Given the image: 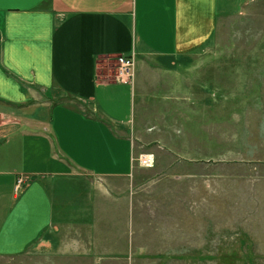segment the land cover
<instances>
[{"label": "crops", "instance_id": "obj_1", "mask_svg": "<svg viewBox=\"0 0 264 264\" xmlns=\"http://www.w3.org/2000/svg\"><path fill=\"white\" fill-rule=\"evenodd\" d=\"M252 1L0 0V256L54 247L106 262L142 246L165 256L191 247L198 176L137 158L173 152L156 166L201 165L208 130L228 121L235 165L247 167L232 189L258 201L249 168H264V48L232 47L226 65L207 58ZM121 55L135 59L130 85L115 81ZM225 77L227 97L212 89ZM181 193L189 223H176L174 210L170 225H151L159 241L130 236L123 248L112 234H92L105 221L98 213L136 206L146 215L154 196L177 204Z\"/></svg>", "mask_w": 264, "mask_h": 264}, {"label": "rangeland", "instance_id": "obj_2", "mask_svg": "<svg viewBox=\"0 0 264 264\" xmlns=\"http://www.w3.org/2000/svg\"><path fill=\"white\" fill-rule=\"evenodd\" d=\"M209 45L212 51L207 56L208 63L223 62L225 65L232 62V47L264 48V0H253L245 15L233 22L225 23ZM223 73L225 76L229 73L230 76V69ZM225 80L227 81L218 84L212 81L214 83L212 89L218 87L227 97L231 95L232 80L231 77H225ZM228 122L229 125L223 128L211 127L208 130L205 135L207 142L202 143V148L207 149L206 152L202 151V155H207L208 162L201 165L190 168L179 164L171 168L157 167L158 160L178 157L173 152L154 153L155 164L150 169L154 168L156 172L168 169L173 172L175 169L177 174L191 173L198 176L199 183L192 187L191 204L197 208H193V214L190 216L191 237L195 239L191 242V247L181 244L167 247L170 251L174 249L175 254L165 256L158 253L165 248L142 246L131 259L114 256L106 262H94L93 257L64 253L63 248L53 247L43 252L29 250L21 255L0 256V264H264V168L261 166L249 168L252 185L255 187L259 184L258 201H249L246 194L239 193L238 197L237 190L232 189L235 184L233 176H246L247 167L239 168L235 165L236 157L233 156L231 142L233 131L231 122ZM260 158L264 159V155ZM147 196L145 195V198ZM161 196H154L153 205L146 202L148 206L146 215L136 206L135 210L131 209L130 212L119 210L116 213H98L105 221L97 225V230L92 231L93 236L99 238L106 233L112 234L121 239L123 248H131L130 236L138 242L148 239L159 241L157 231L151 225L155 222L170 225L174 210L175 222L181 223V227L188 225L189 216L184 215L182 211L179 213L186 200L184 195L182 193L176 195L177 204ZM260 198L262 201H259ZM151 199L149 196L148 200ZM147 214H153L155 217ZM113 225L115 231H109Z\"/></svg>", "mask_w": 264, "mask_h": 264}, {"label": "built area", "instance_id": "obj_3", "mask_svg": "<svg viewBox=\"0 0 264 264\" xmlns=\"http://www.w3.org/2000/svg\"><path fill=\"white\" fill-rule=\"evenodd\" d=\"M135 59L132 56H119L116 59V75L115 81L120 84L130 85L134 78ZM137 161L141 167L150 168L155 164L154 154H141ZM22 183V179L18 181L17 187Z\"/></svg>", "mask_w": 264, "mask_h": 264}]
</instances>
